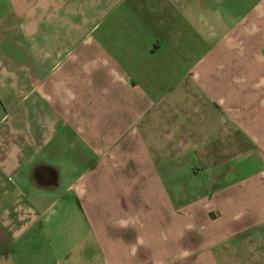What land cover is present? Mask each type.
Wrapping results in <instances>:
<instances>
[{
	"label": "crops",
	"instance_id": "0c3cea01",
	"mask_svg": "<svg viewBox=\"0 0 264 264\" xmlns=\"http://www.w3.org/2000/svg\"><path fill=\"white\" fill-rule=\"evenodd\" d=\"M0 264H264V0H0Z\"/></svg>",
	"mask_w": 264,
	"mask_h": 264
}]
</instances>
